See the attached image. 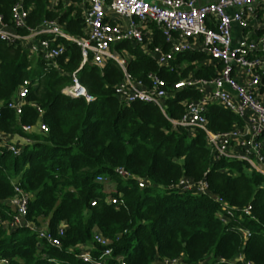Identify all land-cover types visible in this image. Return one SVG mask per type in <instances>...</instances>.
<instances>
[{
    "label": "trees",
    "instance_id": "obj_1",
    "mask_svg": "<svg viewBox=\"0 0 264 264\" xmlns=\"http://www.w3.org/2000/svg\"><path fill=\"white\" fill-rule=\"evenodd\" d=\"M17 3L29 12L31 28L57 22L70 36H84V10L78 6L60 4L51 10L47 0H0V13L8 24ZM152 29L154 45L168 48L157 27ZM54 46L65 51L48 62L21 43L0 40V131L31 140L19 145V156L0 143V214L6 221L12 217L9 200L17 181L30 196L29 223L53 234L66 224L65 237L58 248L26 226L0 229V261L84 264L77 257L81 247L96 258L104 250L94 241L99 232L111 240L113 259L108 264H117L118 256L126 264H165L176 259L184 264H244L240 255L264 264V176L243 161L215 160L202 130L174 127L171 122L183 117L185 103L200 97L194 89L173 90V85L190 77L213 78L217 69L209 64L210 57L197 51L179 54L173 63L178 69L172 72L159 67L139 45L124 41L114 46L129 58L127 70L136 80L149 84V75L156 74L168 83L164 114L154 104H125L118 98L116 86L124 72L116 61L99 66L90 59L83 65L76 43L60 38ZM75 73L92 102L62 93L73 84ZM26 80L31 82L30 93L17 115L8 104ZM207 117L216 132L242 124L216 104L209 106ZM42 123L49 128L47 133L39 130ZM26 125L34 127L31 133L23 131ZM118 168L133 177L121 178ZM100 176L114 182L115 191H105L97 181ZM139 178L146 180V188L139 187ZM184 178L205 180L209 193L170 189ZM109 196L123 203L114 205ZM248 205L252 210L246 215L243 210ZM226 206L232 213L227 223L222 218ZM243 231L251 236L245 239Z\"/></svg>",
    "mask_w": 264,
    "mask_h": 264
},
{
    "label": "built area",
    "instance_id": "obj_2",
    "mask_svg": "<svg viewBox=\"0 0 264 264\" xmlns=\"http://www.w3.org/2000/svg\"><path fill=\"white\" fill-rule=\"evenodd\" d=\"M85 8V33L76 38L67 34L57 22H45L38 28L28 25L29 12L22 3L13 8L11 23L5 22L0 13V40L8 45L23 44L33 55H40L48 62H54L65 48L54 46L60 38L76 43L82 51L83 65L90 59L103 66L108 60L116 61L124 72L123 80L116 86V95L125 104L143 102L154 104L166 114L167 99L170 97L168 83L156 74H150V83L136 80L127 70L129 58L118 53L114 46L130 41L141 46L161 68L176 71L173 63L179 54L197 51L210 57V65L217 69L211 79L187 78L173 85V90L191 88L198 91L197 100L187 102L186 112L178 121H171L174 127H191L202 130L215 160H237L246 162L252 170L264 176V0H87ZM153 26L161 32L168 48L154 45ZM239 38L235 37V30ZM26 30L27 35L18 33ZM49 36L51 38H42ZM27 44V45H25ZM125 54V53H124ZM31 82L26 80L8 107L21 115L30 93ZM62 93L71 98H93L81 84L77 73L73 84ZM219 105L235 114L242 124H235L228 132H216L209 126L207 113L209 106ZM25 133H31L33 126H22ZM42 133H47L46 124L39 125ZM11 136L0 131V143L15 156L22 153L19 144L11 142ZM27 142H31L27 139ZM121 178L133 176L124 168H118ZM108 179L100 176L99 183ZM140 188L148 183L138 179ZM14 196L9 200L13 210L12 217L4 220L0 214V229L15 230L29 227L38 234L40 240L61 248L65 237L66 224H62L56 234L46 227H36L29 223L28 206L30 196L13 182ZM170 189L184 192L209 193L205 180L195 182L182 179ZM114 204L123 201L109 196ZM224 203L221 198H217ZM92 202L91 206H95ZM227 215L222 216L225 223L232 215L226 206ZM252 206L244 208L249 215ZM248 239L251 234L243 231ZM97 245L104 247L99 257H94L90 249L81 247L77 256L84 264H108L113 259L111 240L101 233L94 234ZM244 264H253L243 255L238 257ZM117 264H126L122 256L115 258ZM165 264H184L183 259L166 260ZM0 264H8L1 260Z\"/></svg>",
    "mask_w": 264,
    "mask_h": 264
},
{
    "label": "crops",
    "instance_id": "obj_3",
    "mask_svg": "<svg viewBox=\"0 0 264 264\" xmlns=\"http://www.w3.org/2000/svg\"><path fill=\"white\" fill-rule=\"evenodd\" d=\"M48 2V7L51 10H55L56 7H58L60 4H63L64 8L70 7V6H75V7H80L84 10L87 8V0H47ZM235 37L238 39L239 38V31L238 29L235 30ZM27 45V44H25ZM28 138L21 137L19 135H12L11 136V142L19 145H24V144H30L31 142H27ZM30 140V139H28ZM31 141V140H30Z\"/></svg>",
    "mask_w": 264,
    "mask_h": 264
},
{
    "label": "rangeland",
    "instance_id": "obj_4",
    "mask_svg": "<svg viewBox=\"0 0 264 264\" xmlns=\"http://www.w3.org/2000/svg\"><path fill=\"white\" fill-rule=\"evenodd\" d=\"M102 184L104 186V190L107 192L115 191L116 189V184L114 182H111L110 180H107Z\"/></svg>",
    "mask_w": 264,
    "mask_h": 264
}]
</instances>
